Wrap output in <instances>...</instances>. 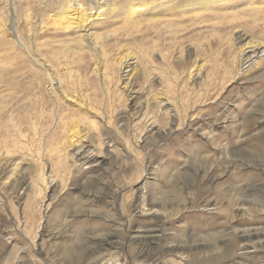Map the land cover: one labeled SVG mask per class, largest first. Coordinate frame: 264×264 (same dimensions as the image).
<instances>
[{
	"label": "rangeland",
	"instance_id": "obj_1",
	"mask_svg": "<svg viewBox=\"0 0 264 264\" xmlns=\"http://www.w3.org/2000/svg\"><path fill=\"white\" fill-rule=\"evenodd\" d=\"M63 1L0 0V264H264V3L169 30L107 0L101 60Z\"/></svg>",
	"mask_w": 264,
	"mask_h": 264
},
{
	"label": "bare ground",
	"instance_id": "obj_2",
	"mask_svg": "<svg viewBox=\"0 0 264 264\" xmlns=\"http://www.w3.org/2000/svg\"><path fill=\"white\" fill-rule=\"evenodd\" d=\"M125 2L127 3V8L125 7L126 9L123 13V20H133L135 16H138V19L141 17L140 19L143 20L149 17L148 21L150 22L155 20L153 22H160L159 24H165L168 28L173 27L174 29H176L177 23L172 21H175L174 19L176 17H179V15L183 14L184 12H189L188 15L192 14L190 15V21L195 24L202 22V20H199V17H202L201 12H204L206 10H225L226 8L228 9V7H230L233 10V12L231 11L232 14L230 13V15L228 16L221 14L220 18L221 20H227L228 24H232L234 23V21L238 22L242 18L240 17V13L244 8L250 7V9L253 11V8H255L257 4L264 3V0H126ZM242 2L244 4H242ZM92 7H84L82 0H64L63 4L59 8V10H61V13L57 16L56 19L61 22V25L66 30L75 29L80 31L81 41H83L84 43L86 42L87 46L89 45L90 47L94 48V50H92L96 54V52H98V49L96 48L98 35L95 32L91 31L92 25L97 23V21L103 19L107 12H109L107 11L109 10V8L111 9V13L118 11V8L114 4L112 8H107V0H99V3L94 8ZM215 13L217 14V12ZM230 27H232V25H230ZM171 29L172 28H169V30ZM238 40L241 43V47L238 53L241 54L243 57L246 56L248 53H256V51H258L260 48V43H257L253 40L247 41L243 34L238 36ZM99 52L98 57L102 60L103 53ZM131 58L132 55L126 52L125 54L119 56L117 60H115V62L116 64H118L120 69H123V72H125L126 70L124 71V69H127L131 66V63H129V60H131ZM248 61L249 58L246 59L244 63H242V65L246 64ZM127 76H124L125 80H128L129 76ZM75 133H77V131L72 130V136L73 138H75L73 142L81 144L82 139L78 140L79 136ZM85 152V150H82L78 147L76 154L77 156H81L82 159H90L92 157V153L89 155H83ZM156 232V229L148 230L146 232V235L144 234V239L146 241L150 239H155L157 236Z\"/></svg>",
	"mask_w": 264,
	"mask_h": 264
}]
</instances>
